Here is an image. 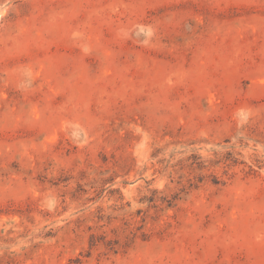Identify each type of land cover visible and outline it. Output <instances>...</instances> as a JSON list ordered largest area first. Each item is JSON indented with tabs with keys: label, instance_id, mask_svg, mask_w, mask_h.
I'll list each match as a JSON object with an SVG mask.
<instances>
[{
	"label": "rangeland",
	"instance_id": "1",
	"mask_svg": "<svg viewBox=\"0 0 264 264\" xmlns=\"http://www.w3.org/2000/svg\"><path fill=\"white\" fill-rule=\"evenodd\" d=\"M0 264H264V0H0Z\"/></svg>",
	"mask_w": 264,
	"mask_h": 264
}]
</instances>
